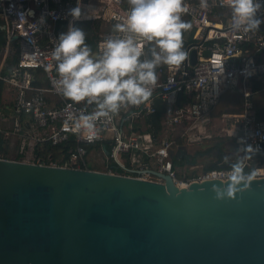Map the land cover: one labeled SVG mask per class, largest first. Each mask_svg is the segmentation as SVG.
Segmentation results:
<instances>
[{"label":"built area","instance_id":"obj_1","mask_svg":"<svg viewBox=\"0 0 264 264\" xmlns=\"http://www.w3.org/2000/svg\"><path fill=\"white\" fill-rule=\"evenodd\" d=\"M77 3L88 17L80 20H100L108 26L105 31H97L93 52H101L104 40L117 34L115 25L126 20L130 8L127 0H0V20L6 37L0 52V81L12 95L10 105L0 106V137L7 140L8 149L17 142L14 155L9 150L0 158L89 168L85 145H99L104 157L102 171L163 182L153 172L156 171L167 174L176 186L187 187L192 182L225 181L230 176L231 164H224L223 159L212 168L197 169L200 166L191 162L173 164L177 150L186 149L189 156L183 142L211 138L207 125L214 121H218L222 135L236 148L252 145L261 150L264 103L257 105L255 96L264 98V23L255 31L233 30L231 10L223 6V0H207L208 7H203L201 0H184L188 11L181 18L192 28L186 32L190 37H183L186 60L179 67L157 68V84L148 101L122 108L110 120L97 121L98 138L89 141L83 131L77 133L69 117L79 116L82 111L91 113L95 105L74 103L57 92L56 62L52 57L59 35L67 31L72 21L69 9ZM243 42L254 47L248 55L244 54ZM192 49L196 50L195 63L190 62ZM14 54L16 60L8 63L7 56ZM179 91L182 98L177 104ZM225 93L240 95L238 111H216L219 98ZM156 98L163 100L164 111L160 112V129L154 132L148 116L159 112ZM70 137L77 145L62 164L50 160V156L46 162L33 155L37 143L59 144ZM241 138L242 143H238ZM73 152L77 156H72ZM112 162L120 167L119 171L111 166ZM246 163V172L254 170L256 178H264V163H257L255 155Z\"/></svg>","mask_w":264,"mask_h":264},{"label":"water","instance_id":"obj_2","mask_svg":"<svg viewBox=\"0 0 264 264\" xmlns=\"http://www.w3.org/2000/svg\"><path fill=\"white\" fill-rule=\"evenodd\" d=\"M153 172L163 182L0 158V264H264V178L216 199L229 179Z\"/></svg>","mask_w":264,"mask_h":264},{"label":"clouds","instance_id":"obj_3","mask_svg":"<svg viewBox=\"0 0 264 264\" xmlns=\"http://www.w3.org/2000/svg\"><path fill=\"white\" fill-rule=\"evenodd\" d=\"M130 8L126 20L115 25L116 35L103 42L102 51L94 53L86 43V32L74 21L88 18L77 3L69 9L72 21L52 52L57 77V92L74 103L95 105L91 113L71 116L77 133L87 139L98 138L97 121L112 119L122 108L136 107L148 101L157 84L156 70L161 65L179 67L187 58L183 33L191 28L182 20L188 11L184 0H127ZM208 7L207 0H201ZM231 10V28L245 32L259 29L264 23V0H223ZM238 143H242V138ZM259 151L258 146L244 145L236 149L231 163L229 182L214 186L216 199L231 198L249 187L256 179L254 170L245 171L246 163Z\"/></svg>","mask_w":264,"mask_h":264},{"label":"trees","instance_id":"obj_4","mask_svg":"<svg viewBox=\"0 0 264 264\" xmlns=\"http://www.w3.org/2000/svg\"><path fill=\"white\" fill-rule=\"evenodd\" d=\"M184 21L187 22V20L185 19ZM74 25L76 27L82 28L85 32H86V43L92 48V50L95 49V44H96V39H97V34H96V30L99 28L100 25V20H77L74 22ZM186 33V31L183 33V35ZM184 37V36H183ZM6 44V37H5V31H4V27H3V22L0 20V50L4 47V45ZM11 56L8 61L6 59V61L8 63L15 61V54L14 55H9ZM1 89H2V82L0 81V93H1ZM225 94H231V93H225ZM223 94L220 98H219V102L220 100L223 98V96L225 95ZM241 101V97L238 94H233L232 97L229 98L228 100V105H238ZM236 112L238 111V108H228L226 110H221L220 112ZM161 117V113L160 112H155L154 114H151L148 116L149 119L152 120L153 122V131L157 132L160 129V125H159V120ZM151 129V128H150ZM77 145V142H75V140L70 137L67 141L59 143V144H51L49 141H44L41 143H37L34 145L33 148V155L35 157H40L42 159H44L46 162H49L50 160L52 161H56L58 164H62L63 161L65 159H67L70 151L72 149H74ZM94 146H98V145H85L87 152L93 148ZM217 147V151L219 152V161L222 160L224 157L223 154V149L220 146L219 143L216 144ZM234 150H236V146L233 147ZM1 153H8V143L7 140H3V138L0 137V154ZM237 155V153H236ZM256 156V161L257 163H264V144L261 148V150L254 154ZM22 155H17V158H21ZM49 156H50V160H49ZM237 158V156H236ZM236 158H232L233 160L230 161L231 159L225 160L223 163H234ZM127 160V156L125 158ZM173 159V164L177 165V164H182L184 162H192V160L189 159L188 155H184L181 158L176 157L175 155H173L172 157ZM216 163L210 164L205 166L204 168H212L214 166H216ZM111 166L116 169V170H120V167L115 164L114 162L111 163ZM91 168V167H89Z\"/></svg>","mask_w":264,"mask_h":264},{"label":"rangeland","instance_id":"obj_5","mask_svg":"<svg viewBox=\"0 0 264 264\" xmlns=\"http://www.w3.org/2000/svg\"><path fill=\"white\" fill-rule=\"evenodd\" d=\"M100 29L102 31L107 30L108 29L107 24H105V22L100 21L99 30ZM191 30H192V28L190 29V31ZM183 36L184 37H190V34L185 33ZM232 96H233V94H225L223 96V98L220 100L219 104L217 105L216 111L220 112L221 110H226L228 108H232V105L229 106L227 103L229 98ZM261 96L262 95H256L255 96V100H256V103L258 105L262 104V101H260ZM234 108H236V107H234ZM207 128L210 129L211 138L202 139L201 142H194V143H190V144H186L185 142H183L188 147V150L190 152L189 153V159L192 160L191 163H196L200 166L197 169L204 168L207 165L217 163L219 161V152L217 151V147H216L217 143H219L223 149V154H224L223 161L228 160V159H232V158L234 159L237 156L236 150L233 149V147L235 146L234 143L232 141H229L228 138H226L222 135L221 126L218 124V121L217 122L214 121L212 124L207 125ZM11 154L13 155L14 152H11ZM92 154H90L91 156L87 160L89 167L93 166V164L96 160L92 156ZM180 170H182V169H180ZM186 170L190 171L188 166L186 167Z\"/></svg>","mask_w":264,"mask_h":264},{"label":"crops","instance_id":"obj_6","mask_svg":"<svg viewBox=\"0 0 264 264\" xmlns=\"http://www.w3.org/2000/svg\"><path fill=\"white\" fill-rule=\"evenodd\" d=\"M184 20V19H183ZM92 21V20H91ZM99 28H100V25H99ZM99 28L96 30V34H97V31L99 30ZM187 32V31H186ZM5 47V45H4ZM4 47L0 50V52H3V49ZM11 56H7V61L8 59L10 58ZM16 59V57H15ZM231 94H237V93H231ZM239 95V94H238ZM11 98H12V95L9 91H7L6 87L2 84V89H1V93H0V106H5V105H10L11 104ZM260 101H262V103L264 102V98L261 96L260 97ZM219 104V101L217 103V105ZM239 105H232V107H236L238 108L239 110ZM258 105V104H257ZM14 140H12L13 142ZM16 141L13 142V144L11 146H9V149L8 151L10 150V154L11 152H14V154L16 153ZM95 151V152H94ZM94 155H93V154ZM13 154V155H14ZM90 154H92V156L96 159L93 166H90L91 168L93 169H98V170H102V168H104V157H103V153L101 152L100 150V147L99 145L98 146H94L93 148H91L88 152H87V160L88 158L91 156ZM12 155V154H11Z\"/></svg>","mask_w":264,"mask_h":264},{"label":"bare ground","instance_id":"obj_7","mask_svg":"<svg viewBox=\"0 0 264 264\" xmlns=\"http://www.w3.org/2000/svg\"><path fill=\"white\" fill-rule=\"evenodd\" d=\"M243 48H244V54L248 55L252 50H253V45L251 43L248 42H243ZM72 156H77L76 152H73Z\"/></svg>","mask_w":264,"mask_h":264}]
</instances>
